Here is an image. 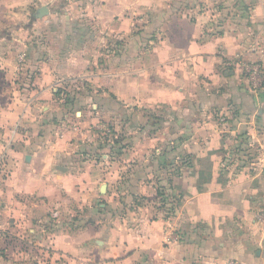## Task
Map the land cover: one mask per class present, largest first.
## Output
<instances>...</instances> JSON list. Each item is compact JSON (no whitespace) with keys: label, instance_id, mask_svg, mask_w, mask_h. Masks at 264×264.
<instances>
[{"label":"crops","instance_id":"1","mask_svg":"<svg viewBox=\"0 0 264 264\" xmlns=\"http://www.w3.org/2000/svg\"><path fill=\"white\" fill-rule=\"evenodd\" d=\"M53 1L0 0V44L6 41L5 30H28L33 11L40 7L47 6L53 14ZM114 1L99 7L110 12L109 16L113 11L119 17L130 18L124 22L118 19L113 35H121L124 30L139 32L138 23L150 19L146 20L145 30L154 40L147 41L140 61L135 60L140 76L138 68L130 72V87L136 93L146 92L145 99L132 92L137 102L144 100L141 104L148 108L163 107L172 113L167 125L176 128L166 138L178 141L180 147L173 153L191 158L190 166H183L172 183L173 194L180 201L174 214L165 216L157 208L156 182L139 177H149L148 168L144 173L131 170L129 183L134 185L136 195L147 199L143 206L129 208L126 213H122L123 209L108 213V217L113 216L109 227L73 231L60 227L49 230L40 241L51 250L55 264L59 260L63 264H221L228 260L264 264V225L256 221V215L264 211V178L261 174L245 176L247 169L232 168L225 157L231 154L228 141L243 134V138L260 146V160L264 159V95L258 97L248 91L240 77L239 64L257 62L264 72V0H173L162 8L155 7L154 0ZM56 9H63V5ZM10 38L16 37L7 40ZM14 55L0 52V128L1 134L7 135L0 145H6L16 168L13 177L0 185V196L11 199L13 208L18 206V211H13L25 214L27 221L24 212L27 208L32 212V207L29 201L20 199L21 195L35 194L51 206L58 197L60 177L52 163L57 157L55 149L41 148L30 132L19 134V142L17 132L14 138L10 137L9 129L15 124L19 132L34 127L32 122L36 120L24 118L29 111L22 110L34 106V101L11 84ZM57 56L37 53L34 66L26 67L34 70L30 71L33 79L29 80L35 89L32 95L47 98L48 102L38 105L48 108ZM221 78L225 83L221 81L219 85ZM136 100L130 98L131 102ZM214 112H225L229 122L219 128ZM44 124L47 123H40L39 128H44ZM13 139V144H17L11 149ZM148 159L143 157L139 162ZM151 168L155 170V165ZM41 171L45 175L36 181L40 177L37 172ZM16 176L23 179L21 183ZM90 180L93 178L87 174L78 183L89 188ZM12 193L18 194V202ZM11 211H7L9 215ZM7 220L6 217L2 225H8Z\"/></svg>","mask_w":264,"mask_h":264},{"label":"rangeland","instance_id":"2","mask_svg":"<svg viewBox=\"0 0 264 264\" xmlns=\"http://www.w3.org/2000/svg\"><path fill=\"white\" fill-rule=\"evenodd\" d=\"M170 1L173 0H154V5L162 8ZM101 3L110 5L115 1L55 0L51 3L53 14L35 21L28 30H5L3 33L6 41L5 44H0V52L15 54L13 62L16 64L11 65L15 71L11 84L14 83L21 95L25 94L24 96L34 101V106L22 109L23 113L25 110L30 113H25L24 118L27 117L29 121L36 119L33 120L35 126L31 129L18 132V124L12 126L13 129H9V134L12 135L10 137L14 138L17 132L16 140L19 142V134L30 132L41 148L50 146L55 149L57 157H54L52 163L58 168L60 179L58 197L55 200L57 202L53 201L51 206L35 194L21 195L20 199L29 201L28 205L32 207V212L28 208L24 212L28 215L27 221L23 218L25 214L21 216L13 211H18V206L13 208L11 199L0 196V264H55L51 259H54L51 250L40 241L49 230L54 231L60 227L72 231L109 227L113 216L108 217V213L112 214L119 209L126 213L129 208L138 207L136 203L143 206L146 202L143 195L133 192L134 185L129 183L132 178L131 170L144 173L147 167L149 177L141 174L139 177L143 181L152 179L150 181H155L158 186L157 180L160 177L169 179L171 184L175 183L179 170L190 165L189 155L173 153L180 147L177 139L166 138L172 128H176L171 124L167 125L172 113L163 107L148 108L141 104L144 100L137 102L135 96H132L133 92L141 99L146 98L144 90L138 93L131 90L130 72L138 68L140 76V66L136 65L135 60L140 61L143 49L148 47L147 41L154 40L152 34L146 35L145 30L148 24L146 20L150 19L140 21L139 26L136 24L139 32L128 33L124 30L121 35H113V26L119 23L117 20L124 22L130 17H119L113 11L109 16L107 14H111L110 12L99 7ZM57 5H63V9L57 10ZM136 34L139 38L135 37ZM11 36L16 37L8 39L13 45L7 42V38ZM139 39L142 41L139 42ZM37 53L58 55L57 60H54L58 66L57 72L49 86L48 98L52 100L49 108L38 105L49 100L32 95L35 94V89L29 80L33 79L30 71L34 70H26V67L34 66ZM239 64L242 72L240 77L248 91L258 97L264 95L263 70L259 68L258 75L247 71V67L259 64ZM228 66L231 67V62H228ZM221 79L218 81L219 85L224 82ZM132 97L135 102L130 101ZM156 99L159 100V97ZM212 114L219 120V128L229 122V116L225 112ZM43 121L47 124H44V128H39ZM2 129L0 128V140L7 136L6 132L1 134ZM242 136L240 134L228 141L231 154L225 155L227 164H232L235 169L238 167V170L247 169L245 176L261 174L260 177L264 178V159L260 160V146ZM13 141L14 139L9 144L11 149L17 144H13ZM115 141L127 147L122 154L116 150L119 146L114 145ZM143 157L146 160L149 158L146 162L141 160L142 164L145 163L144 166L139 162ZM10 160L6 145H0V185L16 173ZM153 164L155 170L149 169ZM87 174L93 178L89 188L85 187L86 184L83 186L78 183ZM37 175L40 177L36 181L43 179L45 172H37ZM14 178L19 183L23 180L18 176ZM31 180L35 182V179ZM12 195L18 202V194ZM174 198L180 201L178 195ZM172 199L171 196L167 203L173 202ZM41 201L44 203L41 204ZM1 203L6 206L3 207ZM174 203L175 201L173 205ZM163 208L164 213H169V209H172L171 205ZM11 209L9 215L7 211ZM3 215L7 217L8 225H2L6 218ZM30 229L35 232H29ZM56 263L63 264V261Z\"/></svg>","mask_w":264,"mask_h":264},{"label":"trees","instance_id":"3","mask_svg":"<svg viewBox=\"0 0 264 264\" xmlns=\"http://www.w3.org/2000/svg\"><path fill=\"white\" fill-rule=\"evenodd\" d=\"M114 143H115L114 145H118L119 146V148H117L116 150L119 153H121V154H122V152H124L127 149L126 146H121L122 143H120L118 141L117 142L115 141ZM97 151L99 152L100 150L98 149ZM157 183H158V186L156 188V192H157V196L159 198V202L157 203V204H159L158 205V209H160L161 211H163V214L165 216L174 214L175 209L178 206V200H176L174 198L175 195H171L173 193V191H172L173 190V187H172L171 182L169 181V179H164L163 177H160V178H158ZM171 196L173 198L172 199L173 202L174 201H177V202L174 203V205H173V202H171L170 204L167 203V199H169ZM143 199L144 200H147L146 198H143ZM136 205L137 206H140L138 203H136ZM169 205H171V208L172 209H169V211H168L169 213H164V209L165 208H163V207H167Z\"/></svg>","mask_w":264,"mask_h":264},{"label":"built area","instance_id":"4","mask_svg":"<svg viewBox=\"0 0 264 264\" xmlns=\"http://www.w3.org/2000/svg\"><path fill=\"white\" fill-rule=\"evenodd\" d=\"M259 68H260L259 65H252L250 67H247V71H248V73H250L252 75H258V73L260 72ZM256 221L260 225H264V211H261L256 215ZM221 264H243V263H240L236 260H228V261L221 263Z\"/></svg>","mask_w":264,"mask_h":264},{"label":"water","instance_id":"5","mask_svg":"<svg viewBox=\"0 0 264 264\" xmlns=\"http://www.w3.org/2000/svg\"><path fill=\"white\" fill-rule=\"evenodd\" d=\"M50 14V10L47 6L40 7L36 13L31 15L30 18V25H32L35 21L43 19L44 17H47ZM29 160V158L27 159Z\"/></svg>","mask_w":264,"mask_h":264}]
</instances>
